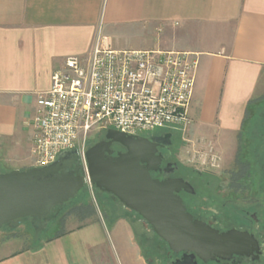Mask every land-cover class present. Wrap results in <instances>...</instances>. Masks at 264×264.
I'll return each mask as SVG.
<instances>
[{
	"label": "crops",
	"instance_id": "crops-1",
	"mask_svg": "<svg viewBox=\"0 0 264 264\" xmlns=\"http://www.w3.org/2000/svg\"><path fill=\"white\" fill-rule=\"evenodd\" d=\"M100 43L192 53L198 66L184 140L201 165L211 149L223 162L231 154L234 164L264 106V0H0L5 171L35 166L26 121L36 114L37 93L51 87L67 57L89 56ZM139 243L128 218L109 226L100 213L38 247L1 256L0 264H144Z\"/></svg>",
	"mask_w": 264,
	"mask_h": 264
},
{
	"label": "built area",
	"instance_id": "built-area-1",
	"mask_svg": "<svg viewBox=\"0 0 264 264\" xmlns=\"http://www.w3.org/2000/svg\"><path fill=\"white\" fill-rule=\"evenodd\" d=\"M197 66L186 51L116 50L101 43L89 56L67 57L54 70L51 87L37 93L36 114L26 121L33 128L35 166L49 165L62 151L77 147L87 172L92 131L186 133ZM210 154V163L219 165L221 158L212 149Z\"/></svg>",
	"mask_w": 264,
	"mask_h": 264
},
{
	"label": "water",
	"instance_id": "water-1",
	"mask_svg": "<svg viewBox=\"0 0 264 264\" xmlns=\"http://www.w3.org/2000/svg\"><path fill=\"white\" fill-rule=\"evenodd\" d=\"M169 137L171 133L144 137L109 128L106 140L87 145V172L77 147L62 151L46 166L0 172V230L21 219L47 218L56 206L75 199L91 184L137 212L173 252H191L174 264H193L197 256L208 262L216 256L243 254L251 239L248 233L235 229L220 233L194 219L178 194L189 190V183L152 176L163 160L157 146ZM115 145L126 152L114 155Z\"/></svg>",
	"mask_w": 264,
	"mask_h": 264
},
{
	"label": "flooded vegetation",
	"instance_id": "flooded-vegetation-1",
	"mask_svg": "<svg viewBox=\"0 0 264 264\" xmlns=\"http://www.w3.org/2000/svg\"><path fill=\"white\" fill-rule=\"evenodd\" d=\"M167 133H171V137L163 138L157 146L158 153L163 155V160L159 169L151 172L152 176L160 180L183 178L189 183V190L184 188L178 194L183 199L187 212L194 219L209 225L220 233L235 229L251 236L243 254H233L230 258L216 256L214 260L208 262L197 256L193 264H264V169L254 168L249 162L244 161L242 155L235 159L230 168L211 163L197 168L183 164L179 160L178 154L184 139L180 140L173 132L158 131L142 136L164 137ZM104 139L106 140L105 133H101L97 136L96 143ZM94 144L89 143L88 145ZM258 147L264 149V144L260 146L257 142L253 149ZM113 150L114 155L126 152V149L120 145L113 146ZM121 208L144 227L147 232L144 235L145 240L160 241L165 244L163 246L161 243H155L157 244L155 247H149L151 244H144L145 242L140 241L139 245L143 253L144 251L149 252L146 257L148 264H174L191 253L173 252L168 244L155 233L153 227L137 212L127 209L122 204ZM42 221L37 220L38 225L34 220H29L28 223L37 227Z\"/></svg>",
	"mask_w": 264,
	"mask_h": 264
},
{
	"label": "rangeland",
	"instance_id": "rangeland-1",
	"mask_svg": "<svg viewBox=\"0 0 264 264\" xmlns=\"http://www.w3.org/2000/svg\"><path fill=\"white\" fill-rule=\"evenodd\" d=\"M167 130L173 132L180 140L184 139L185 133L182 130L158 129L155 132ZM101 133H105V131H92L86 144L96 143L97 136ZM257 142H259L260 146L264 144V106L256 109L253 119L249 121V125L245 129V135L242 139L243 147L240 153L245 159L244 161L249 162L250 165L254 168H258V170L260 168L263 170L264 149H261V147L253 149V146ZM182 143L183 146L178 154L179 160L186 165H191L197 168L202 167L203 164H200L199 157H194L190 153L188 142L184 140ZM230 155L228 156L227 161H221L220 165L222 167L230 168L232 166V155ZM0 172H5V169L1 166ZM100 213L106 218L109 226L113 224L114 220L119 218V216H127L126 218L130 220L138 241L145 242L144 244L148 245L151 244L149 247H155V245H157L155 243H161L160 241L145 240L144 235L147 233L146 230L139 222L133 220L131 216L123 211L121 203L111 195L95 189L89 184L87 188L79 193V196L73 202L64 206L60 213H57V211L53 212L50 218L47 219V229L44 232L40 231L37 232V234L31 227L32 224L28 223L27 220L18 221L3 227L0 230V257L14 252L15 250L33 247L39 242H44L48 238L64 232L69 226H71V224L73 226L85 224L88 221H91L95 214L97 215ZM122 228L124 230V227ZM151 237H153V239L155 238L153 235H151ZM161 244L165 246L164 243ZM148 253L149 252L147 251H144L143 253L145 258L144 264H148L146 261Z\"/></svg>",
	"mask_w": 264,
	"mask_h": 264
},
{
	"label": "trees",
	"instance_id": "trees-1",
	"mask_svg": "<svg viewBox=\"0 0 264 264\" xmlns=\"http://www.w3.org/2000/svg\"><path fill=\"white\" fill-rule=\"evenodd\" d=\"M241 154L239 153V156H240ZM238 156V157H239ZM110 195V194H109ZM79 196V195H78ZM77 196V197H78ZM112 196V195H111ZM76 197V198H77ZM113 198H115L114 196H112ZM75 198V199H76ZM75 199H72L71 201H69V202H67V203H65V204H63V205H58V206H56L54 209H53V211H52V213L47 217V218H45V219H42L43 221H42V223L39 225V226H35V225H31V227L36 231V233L37 232H40V231H42V232H44L46 229H47V226H46V222H47V219H49L50 218V216L53 214V212L54 211H57V213H60L61 212V210L64 208V206H66V205H68L69 203H71V202H73ZM116 199V198H115ZM116 200H118V199H116ZM122 217H124V216H119V218H122ZM118 219V218H117ZM22 220H27V221H29V220H34L35 221V224L36 225H38L39 224V222H37V220H39V219H37V218H27V219H21V220H18V221H22ZM18 221H15V222H18ZM15 222H11L10 224H8V225H11V224H13V223H15ZM8 225H6V226H8ZM5 227V226H4ZM63 233V232H62ZM62 233H60V234H58V235H56V236H53V237H51V238H48L46 241H48V240H51V239H53V238H56V237H58V236H60ZM38 234V233H37ZM36 234V235H37ZM45 242V241H44ZM44 242H39V243H37L34 247H38V246H40L41 244H43ZM140 242V241H139Z\"/></svg>",
	"mask_w": 264,
	"mask_h": 264
}]
</instances>
